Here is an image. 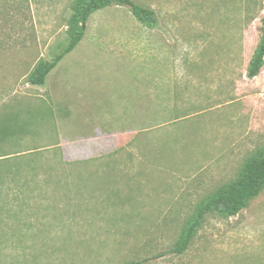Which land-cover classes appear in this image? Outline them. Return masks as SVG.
<instances>
[{
	"label": "rangeland",
	"instance_id": "1",
	"mask_svg": "<svg viewBox=\"0 0 264 264\" xmlns=\"http://www.w3.org/2000/svg\"><path fill=\"white\" fill-rule=\"evenodd\" d=\"M87 1L0 0V264H264V187L235 216L206 215L187 251L165 253L264 151V66L247 73L264 0H134L156 27L112 4L89 17L46 85H31ZM67 62L86 64L75 70L83 85L87 72H113L117 98L148 97L144 115L128 116L133 128H60L76 148L51 147L57 128L37 127L54 125L56 110L33 96L62 94ZM116 138L95 157H68Z\"/></svg>",
	"mask_w": 264,
	"mask_h": 264
},
{
	"label": "crops",
	"instance_id": "2",
	"mask_svg": "<svg viewBox=\"0 0 264 264\" xmlns=\"http://www.w3.org/2000/svg\"><path fill=\"white\" fill-rule=\"evenodd\" d=\"M59 64L61 63L59 62L57 66L50 72L48 78L52 72L54 73L59 68ZM85 65L86 64L83 62L66 63L67 67L65 69L67 70L55 77L58 81L62 82V94H59L56 91H50L48 95L39 94L33 96L36 97V99L45 100L48 106H51L53 110H56L54 112V125L44 122L39 127H37L57 128L58 139L55 144L51 145V147H58L62 150L76 148L71 147L70 143L72 142V139L69 138V136L64 135L65 132L61 133L60 128H133L132 124H130V126L129 123H127V120L132 123L128 116L133 117L135 111H142L141 113L144 115V102L145 100H149L147 99L148 97L145 98L144 94H139V96H136V94L128 91V94L124 95L123 98H119V96L117 98V94L116 96L113 95L112 79L114 74L113 72L109 71V69H116L114 67H118V64L105 62V64H103L105 67L103 68L109 72H100L99 74H91L90 72H87V74L90 75V79L88 80L89 84L83 85L81 82L74 80V77L80 75L75 70L80 68L82 69ZM99 65H102V62ZM80 77L83 79V73H81ZM30 97L31 96L29 95H24V98H20V100H26L25 102H27ZM34 99L35 98L32 100ZM58 101H62V103H58ZM87 101L91 102V105L88 107L89 110L82 111V106H85L86 108V104H82V102ZM77 102L78 104H76ZM20 107L25 109L27 106L21 105ZM26 112L29 113L30 109L27 108ZM72 113L73 116L70 118L69 115ZM120 113L123 117V119H120L121 121L118 120V118H120L119 115H121ZM39 132L43 133L46 131L41 129ZM42 136L43 138L45 137L44 135ZM76 138H79L78 141L80 142V138L82 137L78 136ZM118 142V138H116L114 141H107L106 144L99 142L97 146L94 144L92 148L86 147L84 150H80L78 152H70L68 153V157L70 159H75V157H77V159H89L91 157H95L96 154L101 153L104 148H117ZM83 148L84 147L80 146V149Z\"/></svg>",
	"mask_w": 264,
	"mask_h": 264
},
{
	"label": "trees",
	"instance_id": "3",
	"mask_svg": "<svg viewBox=\"0 0 264 264\" xmlns=\"http://www.w3.org/2000/svg\"><path fill=\"white\" fill-rule=\"evenodd\" d=\"M112 4L126 5L133 15L143 24L156 27L158 17L156 12L145 7L134 0H88L81 11L80 26L71 36L68 44L50 62L41 63L29 75L28 81L31 85H46L48 75L57 64L82 41L86 23L89 17L96 11L106 8ZM261 36L259 38L255 53L248 67V76H257L264 66V17L261 19ZM4 138V137H3ZM1 140H4V139ZM264 187V151L252 158L245 166L242 176L234 183L215 192L199 209L197 216L187 228L183 239L167 250L165 253L182 254L187 251L194 239L197 230L202 225L206 215L219 213L224 216H235L242 211L248 201L256 197ZM129 264H142L141 261H134Z\"/></svg>",
	"mask_w": 264,
	"mask_h": 264
}]
</instances>
